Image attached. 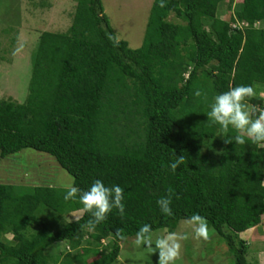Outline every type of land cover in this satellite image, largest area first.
<instances>
[{
  "label": "trees",
  "instance_id": "obj_1",
  "mask_svg": "<svg viewBox=\"0 0 264 264\" xmlns=\"http://www.w3.org/2000/svg\"><path fill=\"white\" fill-rule=\"evenodd\" d=\"M223 1L153 0L138 48L109 39L117 36L102 0H77L67 32L40 33L26 98H0V155L33 148L54 156L81 190L96 179L119 185L125 215L113 209L89 228L88 213L64 219L83 208L63 199L66 188L0 183V264H113L117 228L127 238L143 224L175 231L194 213L234 264H251L241 234L264 233V145L225 143L235 130L222 134L206 113L217 94L241 84L256 93L244 103L264 108V27L256 26L264 0H229V19L217 13ZM239 22L246 25L232 26ZM169 188L171 216L156 205Z\"/></svg>",
  "mask_w": 264,
  "mask_h": 264
},
{
  "label": "rangeland",
  "instance_id": "obj_2",
  "mask_svg": "<svg viewBox=\"0 0 264 264\" xmlns=\"http://www.w3.org/2000/svg\"><path fill=\"white\" fill-rule=\"evenodd\" d=\"M76 2L77 0H0V98L11 97L18 102L24 101L32 74V56L40 33L67 32L72 23ZM150 2L151 0H102L104 13L116 36L127 41L131 48H138L144 42L151 11ZM231 6L229 0H224L217 13L222 18L229 19L234 3ZM170 18L173 19L171 16ZM256 26L264 27V19L258 20ZM260 95L264 98V89ZM245 104L247 110L251 111L252 105ZM215 143L213 141L211 144L216 145ZM206 151L214 152L211 147ZM0 183L23 186L45 184L66 188L67 185H73V176L51 154L24 148L5 157L0 155ZM81 214L82 212L68 213L64 215V219L72 221ZM184 221L185 219L179 221L175 231H189ZM208 227L209 238L206 241L190 238L182 242L181 255L175 264H234L224 239L212 227ZM165 230L159 228L152 231L153 239ZM6 236L8 238L5 239L12 237L11 234ZM134 237L122 241L120 255L113 264H157L158 252L150 254L145 246H136L133 243ZM241 237L248 245V262H264L263 227L249 229ZM103 242L105 244L106 240ZM63 249L64 242H60L55 244L53 253Z\"/></svg>",
  "mask_w": 264,
  "mask_h": 264
},
{
  "label": "clouds",
  "instance_id": "obj_3",
  "mask_svg": "<svg viewBox=\"0 0 264 264\" xmlns=\"http://www.w3.org/2000/svg\"><path fill=\"white\" fill-rule=\"evenodd\" d=\"M161 7H164L161 4ZM114 44L118 46V37L109 36ZM255 89L251 85H238L230 87L228 91L217 94L213 102L209 105V111L206 113L210 124H218L222 134H227L230 127L235 130L236 134L231 139H225V143L235 142L238 145H244L246 141H251L253 144L264 145V108L253 107L251 111L247 110V105L244 103L246 98L255 96ZM204 95L201 90L194 91L195 97ZM185 163L183 155L177 157L169 167L175 171L179 166ZM173 190L168 189L166 195L159 197L156 200V205L159 207L162 214L171 216ZM83 206L82 211L90 215L87 221L89 228L95 226L105 219L113 209L118 211V214L123 217L125 215L124 190L119 185L111 187L96 179L87 190H81L74 185H67L63 196L65 201L76 200ZM79 218H76L78 222ZM186 228L189 231H169L165 230L162 234L153 239L152 225L143 224L136 232L133 243L136 246H145L149 249L150 254L158 252L157 264H175V261L180 257L184 241L194 239L196 241L209 238L208 221L205 217L198 213H194L187 217L184 221ZM116 235L121 240H126L122 229H116ZM155 245V247H153Z\"/></svg>",
  "mask_w": 264,
  "mask_h": 264
},
{
  "label": "crops",
  "instance_id": "obj_4",
  "mask_svg": "<svg viewBox=\"0 0 264 264\" xmlns=\"http://www.w3.org/2000/svg\"><path fill=\"white\" fill-rule=\"evenodd\" d=\"M150 3H151V4H150V8H151V6H152V3H153V0H151V2H150ZM260 94H261V92H260ZM260 96H261V95H260ZM75 212H76V213H77V212H79V213H80V212H82V213H83V211H82V210H76V211H72V212H70V213H75ZM81 215H82V214H81ZM81 215H80V216H81ZM78 218H79V217H78ZM250 229H253V228H250ZM247 231H248V230H247Z\"/></svg>",
  "mask_w": 264,
  "mask_h": 264
},
{
  "label": "built area",
  "instance_id": "obj_5",
  "mask_svg": "<svg viewBox=\"0 0 264 264\" xmlns=\"http://www.w3.org/2000/svg\"><path fill=\"white\" fill-rule=\"evenodd\" d=\"M237 25H239V26L246 25V22L232 23L233 27L237 26Z\"/></svg>",
  "mask_w": 264,
  "mask_h": 264
}]
</instances>
